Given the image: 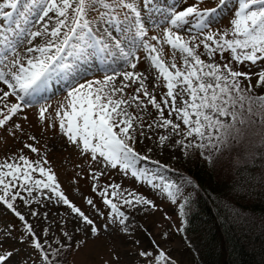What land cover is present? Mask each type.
<instances>
[{
    "label": "snow or ice",
    "instance_id": "6c2138e0",
    "mask_svg": "<svg viewBox=\"0 0 264 264\" xmlns=\"http://www.w3.org/2000/svg\"><path fill=\"white\" fill-rule=\"evenodd\" d=\"M204 2L165 12L154 0H0V19L11 24L14 12L20 17L15 28L0 24V130L12 136L23 134V125L17 121H28L25 110L36 107L42 130L58 128L66 144L99 166L90 172L93 192L109 210L106 219L117 233L131 235L132 231L129 215L122 209L155 210L156 205L119 184L100 185L109 168L160 188L172 203L181 195L178 185H157L155 176L137 168L138 161L150 159L136 150L142 140L155 136L158 146L179 147L185 156L198 153L213 165L219 155L256 136L264 155V92H256L264 89V70L249 74L233 66L264 63V0H235L234 4L233 0H210L215 7L201 8ZM230 5V27L214 30ZM154 12H161L166 26L149 37ZM29 14L36 20L22 28L21 21H27ZM193 21L195 34L177 31ZM165 45L173 50L171 61L163 57ZM141 50L154 71L138 70ZM94 67L103 75L89 78ZM252 75L257 77L255 85ZM54 87L64 93L55 108L45 96ZM129 88L134 89L131 95L126 92ZM158 88L166 92L158 93ZM42 99L45 103L40 104ZM144 113L151 123H146ZM28 139L34 143L21 140L19 154L6 155L0 162V202L23 222L22 235L40 254L42 264H59L64 252L79 250L86 240H75L63 231V241L47 242L49 230L42 229L38 235L17 210L18 199L30 208L42 198L52 201L55 197L82 225L75 232L86 237H98L109 225H97L68 198L46 154L35 146L37 137ZM25 149L38 158L25 155ZM86 204L103 217L94 199L86 198ZM30 215L40 214L30 211ZM152 243L156 245L153 252L138 253L145 257L144 264H178L156 241ZM12 255L0 252V264H10Z\"/></svg>",
    "mask_w": 264,
    "mask_h": 264
},
{
    "label": "rangeland",
    "instance_id": "374dc122",
    "mask_svg": "<svg viewBox=\"0 0 264 264\" xmlns=\"http://www.w3.org/2000/svg\"><path fill=\"white\" fill-rule=\"evenodd\" d=\"M156 7L170 12L171 10L180 11L188 6L197 3V0H154ZM213 2L205 0L200 5L201 8H212ZM231 7L221 13L215 27L227 29L230 27V18L232 16ZM23 11V9H21ZM95 15V14H93ZM147 16V14H146ZM20 17L16 12L13 13L12 23L0 19V24L5 28H15V22ZM36 17L29 14L27 21H21V27H29L34 23ZM166 26V21L161 15V12L153 13V21L149 22V37L156 35L160 29ZM110 27V26H108ZM111 30V28H110ZM179 32L192 31L195 34L194 21L192 26L177 29ZM119 35L118 32L114 33ZM159 47V45H158ZM202 51V46H201ZM11 55V53H9ZM137 55L141 57L138 64L139 71L152 72L150 62L144 59L143 51H138ZM173 50L170 46L165 45L163 57L166 61H171ZM226 57L228 55H225ZM207 60V57H202ZM219 61V55L216 57ZM176 62L179 64L180 55L176 53ZM261 62L255 65L242 64L245 72L249 74L258 73L264 70V65ZM249 66V67H248ZM93 75L102 76L103 73L99 69L93 68L89 73V78ZM257 77L252 75L251 83L256 84ZM128 95L133 94L134 89L129 88L126 90ZM158 93L166 92L165 88H158ZM257 93L264 92V89L257 88ZM63 91L53 88L52 92L45 94L48 102L52 103L53 108L56 107L57 102L63 99ZM40 104L45 103V100H40ZM28 116V121L23 119L17 122L21 123L24 128V133H17L12 136L9 132L0 130V162L6 155L19 154V150L23 148V140L26 143H34L28 137L35 135L38 143L35 146L42 154H46V158L50 161V167L56 173L58 182L61 185V190L65 192L68 198L80 207L87 215L93 218L97 225H109L107 231H101L98 237H86L84 232L76 233L75 229L82 225L74 218L67 206L58 205L55 202V197L52 201L42 198L40 204L33 203L31 207L24 206L19 199L16 201L17 210L25 215L26 220L33 224L37 234H41L42 229H48L49 234L47 242L52 243L55 239L64 240L62 235L63 231L74 235L75 240H86L79 250L72 249V254L68 257V264H144L145 257L138 255L141 251L153 252L156 247L152 241H156L160 247L167 251V253L178 261V264H192L193 255L187 247L186 239L181 231V219L177 214L178 206L181 200L172 203L163 193L160 188H153L147 183H142L133 178L130 173L125 174L118 169L107 170V175L101 177L99 180L100 185L104 184H119L121 187L129 192L139 193L146 198L153 201L156 205L155 210L148 208L145 210L142 207L135 209L124 208L129 215V228L132 229L131 235L124 233H117L115 225H111L108 217L109 210L97 200L95 203L100 207L103 217L98 215L90 206L86 204V198H91L89 195L90 172L99 168L90 158L81 156L78 151L70 144L65 143L57 129H43L37 122V109L30 107L25 110ZM167 114V113H166ZM54 116V113H52ZM146 123H151V118L147 113H144ZM147 131V129H145ZM163 133V129L159 130ZM152 149L148 152V149ZM136 150L142 155L150 157L148 160H141L137 163L138 169H143L149 176H155L154 183L163 186L165 183H172L174 178L172 173L165 168V166H175L180 168L179 164H187L189 159L182 153L179 147H160L156 142V137L153 136L152 140H142L136 144ZM31 159H37L36 154L30 153L27 149L24 151ZM159 161V164L153 163ZM84 175V176H83ZM79 177L77 185L74 184L73 177ZM92 183L94 181L91 179ZM177 182V181H175ZM46 191V190H45ZM186 193V191H185ZM26 195V193H22ZM38 195V194H36ZM30 211H36L40 215L31 216ZM47 213V216L44 214ZM10 233V236L7 234ZM23 222L9 210L6 205L0 202V240H3V247L0 252L11 251L13 253L10 264H19L21 260L27 261V264H42L40 254L35 251L29 243L26 242V236ZM167 233V237L163 234ZM7 236V238H5ZM44 240L43 237H41ZM53 247L55 244L53 243ZM64 262V263H62ZM65 260L59 261V264H67Z\"/></svg>",
    "mask_w": 264,
    "mask_h": 264
},
{
    "label": "trees",
    "instance_id": "16d2710c",
    "mask_svg": "<svg viewBox=\"0 0 264 264\" xmlns=\"http://www.w3.org/2000/svg\"><path fill=\"white\" fill-rule=\"evenodd\" d=\"M233 66L245 72L243 65ZM187 157L180 168H165L181 189L177 214L192 264H264V155L259 138L249 136L244 146L225 151L213 165L198 153ZM78 180L73 177L75 185ZM88 182L87 196L100 201L91 178ZM71 252H64L59 261L67 263Z\"/></svg>",
    "mask_w": 264,
    "mask_h": 264
}]
</instances>
